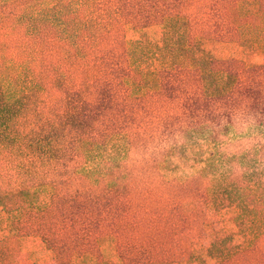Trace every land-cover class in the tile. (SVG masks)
<instances>
[{
	"label": "trees",
	"instance_id": "1",
	"mask_svg": "<svg viewBox=\"0 0 264 264\" xmlns=\"http://www.w3.org/2000/svg\"><path fill=\"white\" fill-rule=\"evenodd\" d=\"M44 1L49 6L54 5L44 7ZM65 1L72 3L68 8L70 15H109L86 16L78 18V21L62 20L59 25L51 23L52 21L41 24L45 29L48 25L60 26V32L55 35V39L67 45L72 66L86 64L88 60L94 62L91 73L82 72L84 77H90L89 87L93 90V97L84 101L85 97L81 96L80 99L79 94H70L60 89L65 94L61 105L66 109L62 120L60 119V131L42 128L39 131L33 129L23 136L15 134L20 136L14 138L17 140L16 156L21 159L12 168L17 171L16 177H28L27 174H32L33 170L37 172L39 167L44 170L46 166L53 167L50 171L52 174H47L48 171L40 174L37 184L34 183L35 178L26 183L15 179L9 181L10 190L2 189L1 186L0 207L4 211L21 213V218H27L29 204L26 197L35 187H50L52 198L49 205L52 207L45 209L58 206L59 215L55 217L63 228L60 230V245L56 247L60 264H71L74 253L83 248V244H98L109 232L108 226L115 223V226L121 228L127 225L126 219L140 215L143 219L146 216L147 222L154 226H146L151 231L147 235L151 241L150 250L132 241L124 243L119 240L122 232L117 230L112 236L116 239L119 259L122 264H141L142 256L145 258L147 251L154 255L149 263H162L163 256H174L173 243L184 225L185 216L179 210L177 212L169 208L172 202L157 208L158 212L152 208V204H146L150 208L148 210L146 207L142 208V204L132 202L143 188L134 185L133 178H143L140 171L150 173L151 165L156 174L152 176L158 182L161 176L160 162H164L171 148L182 146L195 136L201 138L198 141L217 146L212 155L214 159L222 154L221 159H226L233 165L234 160L240 159L241 155L242 158L249 159L250 167L264 166V131H261L264 128V65H244L235 59L214 61L225 68L221 73L228 75L229 82L225 90L209 91L206 82L215 78V72L212 74L210 69L214 67V62L210 59L200 62L194 56L196 45L200 42L198 39L206 40L212 36L214 40H227L226 38L234 37L230 33L233 24L225 22L223 15H209L200 24L193 16V29L190 27L187 34L185 32L181 35L180 41L184 42L183 45L176 48L168 40L166 50L158 57L161 60L160 65L143 71L138 63V50L132 48L124 36L123 39H118L119 37L111 35L113 28L110 26L114 25L113 22H118L120 27L127 24L128 15L125 13L129 9L128 0ZM146 1L149 7L147 9L133 2L132 9L136 11L135 15H129L131 24L142 25L140 29L161 26L166 31L171 30V22L179 17L163 13L179 8L180 0H162V3H157L156 0ZM255 2L261 5V11L264 12V0ZM34 9L41 13H57L59 0H0V116L7 103L4 94L10 79L18 81L21 78L19 73L11 71L10 68V62L16 61L11 56V47H16V37L21 40L20 47L28 51H25L26 57L21 60L24 62L18 61L14 66L21 65L19 68L22 69L41 61L39 52L35 54V48L31 47L34 43L32 38L36 37L32 28L34 30L37 25H33L26 18L21 19V15H29ZM146 10L151 14L155 12L156 15H140L141 11ZM15 22L19 33L16 31ZM224 26L228 28V32L219 33V28ZM26 31H29V36ZM112 38L116 39L112 41ZM105 43L109 46L103 48ZM44 54L42 51L41 55ZM42 62L46 68V62ZM239 65L246 69H238ZM36 87L24 88L22 97L31 94ZM20 98V103L14 102L13 107L18 108L24 104L23 100L19 101ZM153 99H163L175 108L174 112L166 113L163 130L150 126L155 108ZM78 114L82 118L80 123L68 129V121L78 118ZM89 117L98 124L92 129V137L89 138L92 162L91 165L84 161L75 163L73 158L80 155L82 143L79 127ZM254 129H258L259 133L254 134ZM13 132L11 127H5L0 137L11 140L9 134L12 135ZM111 148H121L124 153L115 151V154H110ZM231 148L230 153L226 152ZM135 156L143 161L139 172L137 167L134 169L136 161L132 163ZM232 168L228 167L226 173L233 172L234 175L236 170L233 171ZM20 172L23 174H19ZM228 179L231 181V176ZM160 180L162 185L169 183ZM242 180L239 178L236 181L238 183L234 189L239 197L238 204H241V200H248L247 208L258 210L261 221H264V191L258 193L256 190L264 184L263 180L245 183V179ZM158 203L159 206L162 204L161 201ZM33 219L41 220V217L30 216L29 220ZM163 224L166 226L163 227ZM137 227L136 223L131 224V229ZM251 255L261 256V264H264V253L255 247L248 249L239 259L220 264H255L249 260Z\"/></svg>",
	"mask_w": 264,
	"mask_h": 264
},
{
	"label": "rangeland",
	"instance_id": "2",
	"mask_svg": "<svg viewBox=\"0 0 264 264\" xmlns=\"http://www.w3.org/2000/svg\"><path fill=\"white\" fill-rule=\"evenodd\" d=\"M139 1L128 0L129 9L125 13L128 15L127 24L124 27H120L118 22H113L114 25L110 27L113 28L111 35L119 37L118 39H123L124 36L126 42L138 50V63L141 70L149 71L160 65L161 60L158 57L166 50L168 40H170V45H174L176 48L183 45L184 42L180 41L181 35H184L185 32L187 34L190 27L193 29L191 22L193 16L200 24L209 15H223V19L226 18L225 22L233 24L230 33L234 37H232L233 39L226 38L227 40H214L212 36L206 40L198 39L200 42L197 43L194 52L197 60L205 62L210 59L214 62L235 59L244 65H264V12L261 11V5L255 0H180L178 4L182 9L176 8L170 13L169 11L163 13L179 17L171 22L173 27L169 31L161 26L140 29L142 25L131 24L129 15H135L136 11V9L134 11L132 9L133 2L141 5L144 9L149 8L146 0L142 1L143 4ZM156 1L162 3V0ZM69 4L72 5L71 2L59 0L57 13L54 11L41 13L38 9H34L29 15H21V19L26 18L32 21L33 25H37L34 30L31 27L32 31L36 33V37L32 38L34 43L31 47L35 48L34 53L39 52L41 61H36L22 69L19 68L21 65L14 66L18 61L24 62L21 60L26 57L25 51H28L20 47L21 40L16 37V47H11V56L16 61L10 62V68L11 71L19 73L21 78L18 81L10 79L4 94L7 103L4 113L0 116V133L2 130L5 131V127H11L14 134H9L11 140H7V138L3 140L0 137V189L2 186V189L10 190L9 181L15 179H18V182L26 183L35 178L34 183L37 184L41 177L40 174L46 171H48L47 174H52L50 171L53 167L46 166L44 170L41 167L37 172L33 170L32 174H27L28 177H16L17 171L12 168L18 165L21 159L16 156L15 141L17 140L14 136L20 138L33 129L39 131L42 128L48 131H52V129L60 131V119L62 120L61 117L66 110L61 105L65 94L60 92V89L70 94H79L80 99L85 97L84 101L93 97V90L89 87L91 86L90 77H84L82 72L89 71L91 73L94 62L88 60L86 64L72 66L67 45L63 41L55 39V35L60 32V26L56 27L54 24L59 25L60 21L67 19L78 21V18L86 16L109 15H70ZM43 5L44 7L49 6L45 1ZM52 5L54 4L49 7ZM78 9L81 11L79 7ZM140 15L156 14L155 12L151 14L149 10H146L141 11ZM44 21H52L51 23L54 22V24L48 25L45 29L41 26ZM15 27L19 33L17 22H15ZM221 31L227 33L228 28L226 26L219 28V33ZM26 32L29 36V31ZM113 39L116 38L111 40L113 41ZM106 43L102 46L103 48L109 46ZM46 45L48 46L46 47ZM42 51H44V55H41ZM42 61L46 62V68ZM213 65L214 67L210 69L212 74L215 72V78L206 82L210 88L209 91L211 89L213 91L227 89L228 75L221 73L225 71V68L215 62ZM238 69L246 68L239 65ZM31 86L37 87L30 92L31 94L22 97L24 88ZM208 86L206 85V87ZM38 90L44 93L41 94L42 92ZM19 98V101L23 100L24 104L18 108L13 107V103H18ZM153 102L155 108H153L154 115L150 126L162 129L166 113L174 112L175 108L173 104L166 103L167 101L163 99H153ZM76 116L78 118L71 122L68 121V129L80 123L81 116L79 114ZM97 125L95 119L89 117L85 124L79 127L82 143H80V155L73 158L75 163L84 161L91 165L89 138L92 137V129ZM253 131L254 134L259 133L258 129ZM261 131H264V128ZM16 133L20 136L15 135ZM199 138L195 136L186 144L171 148L164 162H160L161 176L158 178V182L152 176L156 174L152 171L151 165H149L150 173L147 174L140 171L143 167L141 158L135 156L132 159V163L136 161L134 169L136 170L137 167V171H140L144 176L141 179L133 178V184L143 186V188L140 190V195L134 197L132 202L142 204V208L146 207V204H152L154 205L152 208L156 212H158L157 208L172 202L173 204L169 208L177 212L179 210L180 214L185 216L184 225L177 233L173 243L174 256H167L169 258L163 256L162 263H149L154 255L146 251L145 258L142 256L143 263L220 264L239 259L251 247L264 253V221H261L260 213H257L258 210L252 211L247 208L249 203L246 201L248 200H241V204H238L239 197L234 193L238 183L236 181L239 178L245 179L243 183L260 180H263L264 183V166L250 167L249 159L242 158L241 155L240 159L234 160L233 165H230L226 159H221L222 154H218L214 159L212 155L216 152L217 146L198 141ZM231 150L232 148L227 149L226 152L230 153ZM115 151L124 153L121 148H111L109 153L115 154ZM228 167H233L232 170L235 169L236 173L234 175L233 172L232 174L226 173ZM228 176H231V181ZM160 179L169 182L168 185H162ZM241 184L242 182L239 185ZM256 190L258 193L261 190L264 191V184ZM51 198L50 187H35L26 197V202L29 204L27 207L29 215L27 218L22 217L23 219L21 213L4 211L0 207V264H60L56 247L60 245V230L63 228L55 217L59 215L58 206L45 209L52 207L49 205ZM160 201L162 204L159 206L158 202ZM30 216L32 218L41 217V220L30 221ZM125 223L127 225L121 228L115 226V223L108 226L109 232L105 238L99 240L98 244H83V248L74 253L71 264H122L116 248V239L112 236L113 232L115 233L117 230L122 232L119 240H123L124 243L132 241L134 244L143 245V248L150 250L151 241L147 235L151 231L146 226L153 228L154 226L147 222L146 216H143V219L141 215L132 217L126 219ZM132 223L138 225L137 229H131ZM260 257L251 255L249 260L255 264L259 261L261 264Z\"/></svg>",
	"mask_w": 264,
	"mask_h": 264
}]
</instances>
